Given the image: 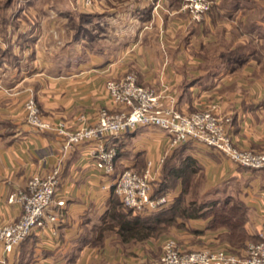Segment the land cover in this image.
<instances>
[{
	"label": "crops",
	"instance_id": "0c3cea01",
	"mask_svg": "<svg viewBox=\"0 0 264 264\" xmlns=\"http://www.w3.org/2000/svg\"><path fill=\"white\" fill-rule=\"evenodd\" d=\"M211 1L212 10L195 23L181 10L184 0H165L159 17L147 3L132 0H94L91 8L74 0H0V224L20 216L8 199L33 174L57 168L56 197L65 201L56 245L47 241L49 229L8 254L0 243V264H159L168 238L185 250L223 247L243 254L246 244L232 247L226 228H210L211 217L177 220L180 225L157 240L121 241L107 217L115 178L130 165L172 156L176 149L164 132L138 127L110 137L116 170L123 169L106 177L95 166L92 142L64 150V139L30 127L23 109L33 96L45 118L79 128L95 122L100 110L116 109L105 84L132 74L137 84L164 90L183 111L217 104L218 113L231 119L232 142L264 152V0ZM82 114L84 121L77 120ZM180 153L204 178L189 191L218 195L216 205L224 193L241 202L245 232L263 239L264 169L236 166L193 141ZM181 191L177 180L167 193L174 199Z\"/></svg>",
	"mask_w": 264,
	"mask_h": 264
},
{
	"label": "built area",
	"instance_id": "2783aa9c",
	"mask_svg": "<svg viewBox=\"0 0 264 264\" xmlns=\"http://www.w3.org/2000/svg\"><path fill=\"white\" fill-rule=\"evenodd\" d=\"M147 3L152 13L159 17L165 0H132ZM94 0H83L87 8ZM214 6L211 0H184L181 7L190 20L201 23ZM0 89H2L0 84ZM105 89L116 106L113 111L102 109L95 122L72 128L64 120L45 118L33 96L23 104L26 123L38 131H54L64 139L63 149L92 142V156L96 168L104 176L115 174L117 149L108 143L110 137L135 131L138 127H156L169 136V146L175 149L193 141L224 155L236 166L254 170L264 169V152H254L236 146L229 135L230 117L218 113L217 104L187 112L179 109L173 97L164 90L155 91L137 84L132 74L119 80H108ZM167 99V103L162 100ZM85 116L77 120L84 121ZM164 158L147 160L141 170L126 167L115 178L113 193L123 206L133 213H151L166 207L172 200L171 194L154 196V181L157 179ZM58 169L43 176L33 174L23 190L9 196V202L20 207L17 220L0 224V243L5 254L11 253L35 232L50 230L47 240L57 244L56 224L64 218L65 201L56 197ZM159 264H264V238L246 243L243 254L231 252L223 247H203L185 250L173 238L164 241Z\"/></svg>",
	"mask_w": 264,
	"mask_h": 264
},
{
	"label": "trees",
	"instance_id": "16d2710c",
	"mask_svg": "<svg viewBox=\"0 0 264 264\" xmlns=\"http://www.w3.org/2000/svg\"><path fill=\"white\" fill-rule=\"evenodd\" d=\"M182 147L183 144L177 146L172 156L163 162L158 180L159 189L153 191L154 196L166 194L177 180L181 181L182 191L169 208L145 215H132L130 210H123L121 202L112 201L107 217L112 225L117 226L121 241L138 243L150 238L156 239L168 232L172 226L180 225L177 220L186 221L205 217H211L210 228L224 227L228 230V241L232 247L242 248L246 242L256 241L244 230L247 219L246 207L241 202L232 201L231 197L225 198L218 205L214 201L198 203L193 199L185 201V197L189 195V190L192 188L189 179L192 175L196 176L199 166L190 156L180 153Z\"/></svg>",
	"mask_w": 264,
	"mask_h": 264
},
{
	"label": "rangeland",
	"instance_id": "374dc122",
	"mask_svg": "<svg viewBox=\"0 0 264 264\" xmlns=\"http://www.w3.org/2000/svg\"><path fill=\"white\" fill-rule=\"evenodd\" d=\"M76 1H79V3H81V5L83 4V0H74V3L76 2ZM77 3V2H76ZM75 6H76V4H74ZM212 10V9H211ZM207 16V15H206ZM144 87V86H143ZM177 105V104H176ZM151 129L152 128H155L156 130H159V131H161V132H164V131H162V130H160L159 128H156V127H150ZM165 133V132H164ZM146 162H147V160L144 162V163H142V166H140V165H130V166H128V167H130V168H134V169H136V170H141V169H143L145 166H146ZM123 169V167H119V170L117 171L116 170V161H115V171L116 172H120L121 170ZM161 171H162V165H161V167H160V172H159V175H161ZM159 175H158V177H157V179L154 181V190L156 189V190H158L159 189V185H158V180H159ZM114 179V177H112L111 178V180H113ZM114 181V180H113ZM189 181H190V186L193 188V189H197V188H199L200 186H202L203 184H204V178H203V176H193L192 175V177H190V179H189ZM204 193H206V192H204ZM202 194L201 196L199 195V193H198V191L197 190H193V191H189V195H187V197H185V201L187 202V201H190L191 199H193V200H196L197 201V203L198 202H203V201H212L213 200V198H216L218 195H215V196H212L211 194L210 195H208V196H206V194ZM220 198H223V197H228V196H225V193L224 194H220V196H219ZM225 199V198H224ZM175 200V198L174 199H172L171 201H170V203L166 206V207H164L165 209H167V208H169L170 206H171V204L173 203V201ZM112 201H114V202H121L120 200H119V198L118 197H116L115 195L113 196V198H112ZM123 205V204H122ZM124 207V206H123ZM125 208V207H124ZM164 208H162V209H164ZM124 210H128V209H124ZM155 212V211H154ZM133 213V212H132ZM152 213V212H151ZM133 214H137V213H133ZM139 214V213H138ZM146 213H142L141 215H145ZM147 214H150V213H147ZM167 233V232H166ZM166 233H164V234H162L161 236H163V235H165ZM160 236V237H161ZM158 238H156V240H157ZM250 242V241H249ZM139 243H141V242H139ZM163 246V245H162ZM226 249V248H225ZM228 250V249H227ZM161 252H162V249H161ZM160 255H161V253H160ZM159 258H160V256H159Z\"/></svg>",
	"mask_w": 264,
	"mask_h": 264
}]
</instances>
